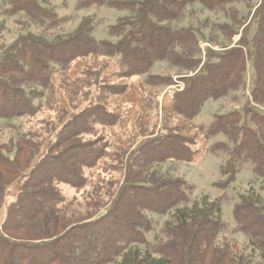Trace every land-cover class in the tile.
Segmentation results:
<instances>
[{"label": "trees", "instance_id": "obj_1", "mask_svg": "<svg viewBox=\"0 0 264 264\" xmlns=\"http://www.w3.org/2000/svg\"><path fill=\"white\" fill-rule=\"evenodd\" d=\"M195 4L212 17L190 19ZM92 6L122 12L108 25L107 38L94 36L91 15L70 31L50 34L67 20L50 0H0V16L22 17L16 19L22 31L0 51V117L31 115L60 99V108L67 103L78 111L65 116L60 131L69 136L62 141L98 135L76 144L66 162L52 153L61 142H54L56 135L44 148L24 133L0 144V207L7 205L0 222L6 235L0 234V264H264V199L259 192L239 194L232 207L233 231L246 238L253 250L249 253L244 244L225 238L218 242L217 235L227 228L218 198H189L190 183L158 168L170 161L192 162L207 138L222 134L225 141L210 148L227 154L220 165L225 176L221 187L234 180L244 163L264 181V0H78L76 5ZM201 42L208 46L201 48ZM161 62L180 75L182 89H174L166 100L160 130L154 135L152 130L124 159L129 146L116 144L108 151L112 144L103 138V128L119 124L121 105L131 104L128 100H136V94L140 117L151 112L156 119V95L172 84L171 72L150 73ZM247 70L249 94L240 108L214 113L208 126L191 122L207 100L245 91ZM115 78L119 80L103 82ZM89 86L98 89L83 92L90 103L71 107L77 93L70 89ZM137 127L129 131L132 139L145 133ZM199 140L203 145L196 146ZM115 163L117 171L123 163L125 168L114 203L105 206L95 186L85 196L88 212L95 210V216H80L72 231L57 237L72 219L55 207L67 198L61 185L79 189L97 173L115 170ZM124 205L128 218L122 222L117 213ZM150 214L170 215L153 241L147 238L154 230ZM31 228L32 234H18L31 242L11 239Z\"/></svg>", "mask_w": 264, "mask_h": 264}, {"label": "rangeland", "instance_id": "obj_2", "mask_svg": "<svg viewBox=\"0 0 264 264\" xmlns=\"http://www.w3.org/2000/svg\"><path fill=\"white\" fill-rule=\"evenodd\" d=\"M77 1L78 0H50L51 4L55 6L58 15L67 17L66 22L61 23L58 27H54L55 29H50V34L70 31L77 25V23L83 16L91 15L94 17L95 21V27L93 30L94 36L97 39L107 38L108 25L114 24L116 17L118 15H121L122 12L105 6L77 8ZM194 9L195 14H191L189 16V18H192L193 21L195 20V17L197 18L204 14L212 17V13L210 11L201 9V6L199 4H195ZM20 18H22L21 15H15L13 17L0 16V28L3 26V29L0 31V51L2 47H4V45L11 42L17 36V34L22 31L20 24L16 22V19ZM33 30L36 31L38 29L34 27ZM235 39H237V37ZM204 46H208V43L201 42L200 47L204 48ZM173 69L174 68L168 67L162 62L155 63L151 68L150 73L171 72L172 83L178 82V85L182 87L183 85L180 81V75H175L176 73L173 72ZM246 77L247 80L245 84V91L232 93L217 100H207L202 105L200 112L192 118L191 122L194 124H203L205 126H208L213 119L214 113H225L231 109L240 108V106L246 99V95L249 94L248 89L250 87L251 77V73L249 70H247ZM136 78L138 77H132L131 81L136 82ZM117 80L119 79L115 78L114 81L109 82L104 80L103 82L111 84L113 82H116ZM169 86L170 84L162 87L156 95V119L154 118V116H149L152 115L151 112L146 116L140 117V114L137 111L140 105L138 102L139 97L137 94L136 100H134L133 102L126 98L133 106L126 103H123L121 105L123 116L119 121V126L117 125L118 127L116 126L111 130L110 127L103 128V138L105 137L106 140L110 139L111 143L109 144H112L109 146L108 151L114 150L116 148V144L123 143L127 147L129 146L127 151L124 152V159H126L128 154L130 153L129 149H133L135 145L137 146L141 139L149 137V134L153 132L152 130H154L153 135L160 130L162 116L164 117V113L165 115L167 114L166 109L167 107H169L166 103V100H168V98H171L174 93V88H169ZM168 88L171 90H168ZM87 89H91L90 94H92L93 91H95L96 93L98 92V89L92 86L81 88L80 91L70 89L74 91V93H77L76 96L72 99V105H70L71 107L77 106L79 103V107H81L82 105L87 106L90 103L88 96H86L87 100L85 102L83 100L86 99L83 92ZM177 89L181 90L179 89V87ZM57 100L58 103H56ZM57 100L55 102H50L48 105L40 108L39 110H36L31 115H21L8 119L0 117V144L9 143L10 140H15L19 137V135L24 133L30 140L33 138L34 140L40 141L41 147H43L45 144L50 143V141L55 138L54 135H56V140L54 139V142H61L55 146L52 153L56 155L58 161L66 162V156H70L74 151H76L74 149L76 144L79 145L78 143H82V145H85L87 141H92V139H95L98 135H85L80 140H77L75 137H73L71 138L72 140L67 138V141H62V139L66 138L64 136H69L68 133L60 131V128H63V125L66 122L64 121L65 116L76 113L78 111H72L73 109L68 108L67 103L64 104V108H60L59 106L61 101L60 99ZM173 121L174 119L172 120V122ZM139 125L141 126L140 128H144L145 133H143L142 136H138L136 139H132L134 137L133 133L131 132L130 135L129 131L139 130V127H137ZM95 128L99 132L101 130V125L97 124ZM219 141H225V137L222 134L211 135L209 138H207L206 147L200 148L199 154L192 162L186 163L181 161H170L159 165L158 168L168 175L182 177L188 183H190L193 187L189 198L201 199L203 195H207L210 199L218 198L221 208V218L227 226V228H225V230H223L221 234L217 235L218 242H222V240L225 238V240H227L229 243H235L238 246L244 244V246H247L245 242L246 238L241 233L233 231L234 222L232 218V207L233 204L237 201L238 195L241 193H246L249 190H255L259 192V195L264 199V181L253 174L251 170V164L244 163L241 165L240 171L235 175L234 180L229 183L226 188L221 187L222 181H224L225 176L221 175L220 165L224 163V160L227 158V154L220 152V150H217L216 153L210 151L213 143ZM71 145L72 149H68L67 146ZM201 145H203V143L199 140L196 146ZM65 148L66 152L60 151ZM104 159H107V157H104ZM71 160L74 159L71 157ZM117 165L118 163H115V170L97 173L92 180H90L79 189L72 188L68 185H61L63 194H65L67 198L66 200L58 202L55 207L57 209H61L64 213H69L72 216V219L66 222L67 224L65 226H62L64 227L63 229L57 231V237L61 236L62 234L65 235L72 231L73 225L79 223V221L81 220L80 216L83 217L86 214H90L91 217L95 214V210H90L88 212V205H86L85 199V196L89 195V193L95 186L100 187V191L98 192V194L103 197V203L105 204V206H109L112 202L114 203V198L117 194V190L119 189L118 185L123 181L125 163H123L122 169L120 171H117ZM29 189L30 187L26 188V190ZM49 190L50 189H48V191ZM13 196L16 197V193L14 190ZM189 204H191V201L188 203V206H190ZM6 207L7 205H4L2 203V206L0 207V222H2V220L4 219ZM122 207V213L117 214L120 216V221L123 222V219H127L128 216L126 212L127 206L124 205ZM149 216L154 223V230L147 234V238L153 241V236L159 234V230L161 229L163 222L169 219L170 215L150 214ZM11 232H13V234L16 233V231ZM24 232H28L31 234L33 233L31 228L30 232L26 230H24L23 232H18L15 235H12L14 238L11 239L24 240L25 238L21 237V234ZM19 233L21 234L18 235ZM0 234L2 236L5 235L2 231H0ZM26 240L27 239H25V241L23 242H31ZM251 249L252 247L250 246L246 247V251L249 253L253 251ZM30 254L32 253L30 252Z\"/></svg>", "mask_w": 264, "mask_h": 264}, {"label": "built area", "instance_id": "obj_3", "mask_svg": "<svg viewBox=\"0 0 264 264\" xmlns=\"http://www.w3.org/2000/svg\"><path fill=\"white\" fill-rule=\"evenodd\" d=\"M174 88V89H176V90H178L177 88L179 87V89H182V87L180 86V85H178V82H175V83H172V84H170V86H169V88ZM168 88V90H171V89H169ZM173 89V90H174Z\"/></svg>", "mask_w": 264, "mask_h": 264}]
</instances>
